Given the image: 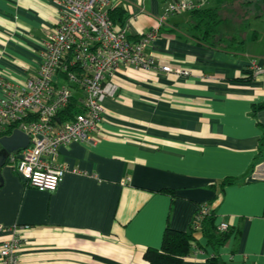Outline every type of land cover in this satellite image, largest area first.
Wrapping results in <instances>:
<instances>
[{
  "label": "crops",
  "instance_id": "crops-1",
  "mask_svg": "<svg viewBox=\"0 0 264 264\" xmlns=\"http://www.w3.org/2000/svg\"><path fill=\"white\" fill-rule=\"evenodd\" d=\"M176 1L193 8L170 14ZM111 2L131 41L155 31L146 54L189 74L123 67L101 131L59 149L57 162L78 173L55 192L28 186L7 158L0 225L20 227V264H149L146 250L161 248L168 227L190 231L203 204L229 238L213 247L198 233L183 264H264V76L250 72L264 64V0ZM217 7L219 34L242 36L243 52L195 32L193 11ZM58 13L49 0H0V78L36 75ZM10 236L0 233V247Z\"/></svg>",
  "mask_w": 264,
  "mask_h": 264
},
{
  "label": "built area",
  "instance_id": "built-area-1",
  "mask_svg": "<svg viewBox=\"0 0 264 264\" xmlns=\"http://www.w3.org/2000/svg\"><path fill=\"white\" fill-rule=\"evenodd\" d=\"M58 10L57 23L47 35L42 61L33 77L17 84L0 78V139L14 131L25 133L29 146L9 154L8 162L27 182L41 192H55L71 170L57 162L59 149L73 143L91 141L101 131L104 101L117 96L115 77L123 67L160 69L188 75L181 69L161 66L145 52L156 38L151 31L139 41L129 39L128 24L117 26L111 18V0H49ZM188 1H176L170 14L192 9ZM252 76H264V64L253 61ZM78 101V113L67 120L60 115ZM209 205L198 207L193 227L201 229ZM218 231L229 229L227 224ZM11 236L0 247V264H20V250L26 239L20 227L0 225V233Z\"/></svg>",
  "mask_w": 264,
  "mask_h": 264
},
{
  "label": "trees",
  "instance_id": "trees-1",
  "mask_svg": "<svg viewBox=\"0 0 264 264\" xmlns=\"http://www.w3.org/2000/svg\"><path fill=\"white\" fill-rule=\"evenodd\" d=\"M195 18L194 30L202 39L211 43L212 46H223L236 52H243L245 39L242 36H225L219 34V27L223 23L222 8H208L193 11ZM111 18L117 25V22H125L123 12L112 11ZM78 101L73 99L71 105L61 113L60 120L64 121L75 113H78ZM232 181L226 179L223 183L230 184ZM202 233L208 240L210 246L216 247L223 245L229 238V229L225 232L218 231L215 225L214 212L205 217L201 229L196 230L192 226L190 231H176L168 227L163 236V243L160 249L149 248L144 254L145 260L149 264H183L184 260L190 254L193 243L197 240V234ZM209 264H221L217 258L209 260Z\"/></svg>",
  "mask_w": 264,
  "mask_h": 264
},
{
  "label": "water",
  "instance_id": "water-1",
  "mask_svg": "<svg viewBox=\"0 0 264 264\" xmlns=\"http://www.w3.org/2000/svg\"><path fill=\"white\" fill-rule=\"evenodd\" d=\"M29 143V137L19 130L14 131L9 137H3L0 139V145L2 147V150L0 151V184L3 181L1 170L6 164L9 154L27 148Z\"/></svg>",
  "mask_w": 264,
  "mask_h": 264
}]
</instances>
